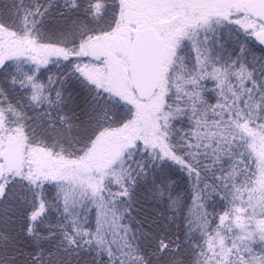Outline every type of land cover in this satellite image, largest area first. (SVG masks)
<instances>
[{"label":"snow or ice","instance_id":"6c2138e0","mask_svg":"<svg viewBox=\"0 0 264 264\" xmlns=\"http://www.w3.org/2000/svg\"><path fill=\"white\" fill-rule=\"evenodd\" d=\"M0 264H264V0H0Z\"/></svg>","mask_w":264,"mask_h":264}]
</instances>
